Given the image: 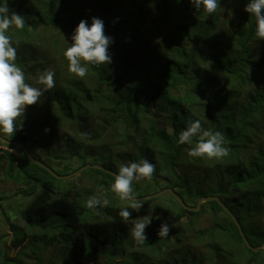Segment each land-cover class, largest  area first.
Returning a JSON list of instances; mask_svg holds the SVG:
<instances>
[{
	"label": "trees",
	"instance_id": "obj_1",
	"mask_svg": "<svg viewBox=\"0 0 264 264\" xmlns=\"http://www.w3.org/2000/svg\"><path fill=\"white\" fill-rule=\"evenodd\" d=\"M157 1L8 0L12 10L26 16L24 29L13 27L9 35L21 42L17 63L27 75L44 67L42 60L47 59L57 78L68 71L67 60L58 63L55 56L61 60L63 49L71 42L65 43L58 34L69 35L82 18L92 17L95 11L105 21L106 32L115 38L112 65H89L84 78L68 72L71 78L55 79L56 86L44 94L46 100L40 107L53 111L59 124L45 119L43 125L39 115L33 122L29 117L23 131L8 139L23 143L35 158L50 166L31 141L44 139L43 135L34 139V131L43 134L46 126L51 127L49 134L59 145H74L64 164L66 175L86 165L87 153L98 152L96 148L107 154L101 156L103 167L114 172L122 163L147 158L156 164V171L151 181L134 184L137 192L145 190V185L157 190L171 187L195 207L202 190L209 188L232 210L250 243L257 247L264 243V53L258 61L252 58L255 51L250 43L256 38L248 28L232 40L235 46L229 50H214L218 35L210 34L216 31V13L195 20L198 30L183 31L174 21L157 30L159 20L164 19L159 16L162 12L170 6L180 9L188 0H161V13L152 17ZM72 3L80 11L71 12ZM252 22L255 28V19ZM48 47L53 57L44 50ZM256 68L261 72L254 79L248 72L243 75ZM237 80L258 87L242 96ZM191 119H200L205 129L221 132L229 155L218 160L189 157L188 146L178 145L176 139ZM63 130L61 140L58 133ZM78 144L85 148L83 154L74 152ZM0 145L19 153L16 157L0 150L1 160L8 162L4 170L7 180L20 185L19 194L35 195L23 213L24 225L11 226L16 234L13 243L20 247L25 241L40 242L58 248L47 264H87L84 257L96 261L94 264H264V249L256 253L248 249L236 224L216 201L203 203L197 212L184 209L179 202L178 208L165 202L148 203L141 215L154 219L163 215L174 228L161 239L155 235L156 220L154 229L147 230L149 239L136 245L129 232L137 213L133 212L127 224L122 223L118 213L126 205L116 203L119 197H108L110 204L100 215L91 209L87 213L83 193L72 183L59 185V179L28 161L21 147L1 141ZM55 157H61L60 151ZM76 157L82 165L74 167ZM89 170L94 186L104 190L115 179L102 170ZM26 263L20 256L17 264Z\"/></svg>",
	"mask_w": 264,
	"mask_h": 264
},
{
	"label": "clouds",
	"instance_id": "obj_2",
	"mask_svg": "<svg viewBox=\"0 0 264 264\" xmlns=\"http://www.w3.org/2000/svg\"><path fill=\"white\" fill-rule=\"evenodd\" d=\"M124 1L121 0V3ZM176 2L181 3L182 0ZM188 3L194 14L204 12L212 15L218 8L225 7L223 0H188ZM243 10L249 16L255 17L256 40L264 41V0H246ZM25 24V15L12 10L8 0H0V138L12 139L18 132L23 131L29 106H42L41 98L56 86L53 71L48 69L38 71L32 82L24 69L18 65L21 42L9 35V30L13 27L23 30ZM68 40L71 46L63 50V57L68 62V72L76 77H86L89 65L99 67L113 64L111 47L115 44V38L106 32L103 18L97 16L82 18L69 34ZM43 131L49 134L52 129L46 126ZM11 139H8V142ZM176 143L187 145V155L193 158L218 160L229 155L223 134L205 129L200 119L185 122ZM155 171L156 164L147 158L138 162L127 161L118 165L117 172L113 174L115 179L108 186L112 193L126 202V206L121 207L118 213L122 223L127 224L133 217V212L137 213L138 218L132 221L129 232L136 245H143L149 239L147 229L152 227L154 220L159 221L155 235L161 239L167 238L174 228L168 217L161 215L159 219H154L152 215L140 214L145 208L146 198L139 196L134 184L142 180L151 181ZM109 204L103 187L97 189L85 201V207L93 210L96 215H100Z\"/></svg>",
	"mask_w": 264,
	"mask_h": 264
},
{
	"label": "rangeland",
	"instance_id": "obj_3",
	"mask_svg": "<svg viewBox=\"0 0 264 264\" xmlns=\"http://www.w3.org/2000/svg\"><path fill=\"white\" fill-rule=\"evenodd\" d=\"M160 2L161 0L157 1L154 7V10L151 12L152 17H155L157 14L161 13L159 10ZM245 2L246 0H223L225 7L217 9L216 15L218 14V16H217V22L215 23L216 31H212L210 34L212 36L218 35L217 39L215 40L216 46L214 47V50H217V49H228L229 50L231 47L235 46V43L232 40L236 39L237 36L239 37L240 34H243L246 28H248L249 30H253V33H254L255 28H252V24H253L252 19H255V17L249 16V14L243 10ZM63 3L66 4L65 2ZM70 6L73 7L71 12L76 13L80 11V9L78 8V6H76V4L72 3L70 4ZM95 15H96V11L93 13V16ZM204 15L209 17V14L204 13V12H199V13L194 14L192 7L187 2H183L182 7L180 9L176 6H170L167 8L166 12H162V14L159 15L160 17H164V19L162 20L158 19L160 22V25H158L157 30H160L161 28H163V25L166 26L167 23L173 22V21L177 22L178 23L177 25L179 27L181 26L183 31H187L188 29L198 30L199 27L195 20L199 19L200 17ZM58 36H59V39L65 40V43L69 41L68 40L69 35H65L59 32ZM61 42H62L61 46L63 49L64 41H61ZM199 43L203 44V40L200 39ZM250 46L255 51V56H252V58L255 59L256 61L261 59L264 53V44L254 39L250 43ZM163 48L167 50V47H163ZM44 50L48 51L50 55V56L48 55L49 57H53L50 47L45 48ZM40 54L41 53L39 52L38 55L40 56ZM55 59L58 61V63L63 62L65 60V58L63 57V54L61 55V60H59L58 56H55ZM42 61L43 63H45L44 67L42 66L36 67L33 71L32 76H30V74L29 75L26 74L28 77L31 78L32 82H34L36 73L38 71H42L45 69L52 71L51 69L52 66H51V63L48 61V59L42 60ZM247 72L249 76L252 79H254L255 77H257V75L260 74L261 71H259L257 68L255 70L249 69V70L243 71V75L247 74ZM62 74L63 75L60 78H57L55 76L54 79H56L57 81H65L66 79H69L72 77V76H68L69 73L67 70H63ZM221 77L223 76L221 75ZM239 80H237V87H238V90L241 91L242 96L252 93L258 87V85L254 83H252L251 85H249L247 82L239 84L238 83ZM228 83H229V79L225 77L224 84H226L227 86ZM41 99L42 101L46 100V96L42 97ZM37 115L40 116L39 119L36 118ZM29 117H32L31 119L32 122H33V119L36 118L39 120V122H43L41 123L43 125L47 124V122H45L46 121L45 119L52 120V123L54 125L57 123V120L54 116L53 111H48V110H45L43 107H37L35 105L29 106L26 112L25 123H28V119H30ZM97 120H99V118H97L95 121ZM57 124H59V120ZM41 128L43 127L41 126ZM38 131L37 130L34 131L36 132L34 139L40 138L41 135H43L44 139L40 138L41 140H39V142H36V140H32L31 141L32 144H34L35 148L41 152V158L45 159L55 172H57L60 175H66L67 172L65 171L64 164L67 161L66 157L70 155V149L73 150L74 145L60 144V145H63V149H62L60 148V145L58 144L57 140H54V138H52L50 134H45V133L38 134ZM65 133L66 131L64 130L58 133L59 138L61 140L63 139V135ZM96 149L98 152H95L94 154L87 153L86 164L103 166L102 165L103 162L101 161V156L106 157L107 154L104 151H102L103 150L102 148H96ZM252 149L253 147L249 148L248 150L251 151ZM0 150L10 151L16 157H19V153L14 149H8L7 147L0 145ZM59 151H60L61 157L56 158L55 156L58 154ZM84 151H85V148L84 147L82 148L80 144H78L77 148L74 150L75 153L79 152V154H83ZM64 153L66 154L64 155ZM49 154H51L52 156H50ZM0 155H1V151H0ZM76 163L78 165L81 164L78 157H76V159L74 160V167ZM7 164L8 162L6 160H1L0 158V198L4 197V199H0V238L3 240V242H0V264H17L18 260L20 259V256H24V259L27 260L26 264H37L40 260L44 261L43 264H47L48 257L54 252H56L58 248H55V247L47 248L43 246V244L40 242L32 243L30 241H25L23 245L20 247H16L13 243V240L16 234L12 230L11 226L12 224L15 226H19V224L21 223L22 225H24L23 222H25V219L22 218L23 213L27 209V206L34 200L35 195L32 194V195L25 196V194L18 193V189L20 185L16 182L8 181L6 178L4 170L6 169ZM84 172L85 173L83 175H78L72 179L60 180V182H58L59 180L58 181L56 180V182H58L59 185L61 186H67L68 184L72 183L73 184L72 187L75 188V190L77 191H81L83 193L84 200H87L91 195H93L96 192L97 190L96 186L98 188H100L101 186L99 187L97 184L96 186H94L93 172L91 170L88 169ZM71 180H74V181H71ZM143 189L145 190H139L137 192L139 196H147V195L154 194V193L161 191L160 189L157 190V188L154 186L149 187L148 185L143 186ZM105 193H106V198L111 197L114 200L118 198V196L112 193L109 190V188L105 189ZM213 195H216L215 192L209 188H206L202 190L201 197L213 196ZM155 199L152 201L146 200L144 201V203L145 205H147L148 203L152 202L153 205H156V204H163L162 202H165V204L169 207H174V206L177 208L179 207L178 201L176 202L172 198V195L170 194H165L159 197L156 201ZM185 200L188 206L193 207V205L190 204L191 201L189 202L187 199ZM116 203H119V205L121 206L126 205V202L121 201L119 198ZM87 213H89L88 208H87ZM6 216H8L9 219H7ZM156 223L157 221L154 220L152 227L149 229H154V226ZM90 241L91 240L88 239V242ZM5 254H7V259L5 258ZM82 260L84 263H87V264H94L96 262L94 260H90L85 257L82 258ZM100 260H102V262H105L103 259H100Z\"/></svg>",
	"mask_w": 264,
	"mask_h": 264
},
{
	"label": "water",
	"instance_id": "obj_4",
	"mask_svg": "<svg viewBox=\"0 0 264 264\" xmlns=\"http://www.w3.org/2000/svg\"><path fill=\"white\" fill-rule=\"evenodd\" d=\"M0 141L5 143L6 145H13V146H18L21 147L24 152L27 153V160L31 161L35 164H37L38 166H41L42 168H44L45 170H47L54 178L59 179V180H66V179H72L80 174H82L84 171H86L87 169H98V170H102L104 172H107L109 174H111L112 176H114L113 174L116 173L114 171H111L109 169H106L103 166L100 165H92V164H86L85 166L81 167L80 169H78L77 171L68 174V175H60L57 172H55L51 167H49L48 165H46L45 163H43L41 160L35 158L30 151L27 149V147L18 141L15 140H11L10 142H8V138H0ZM115 177V176H114ZM165 194H170L172 195L180 204L181 206L189 211H194L197 212L201 209V206L203 203L205 202H209V201H216L219 203V205L223 208V210L232 218V220L234 221V223L236 224L239 233L244 241V243L246 244V246L248 247V249L252 250L253 252H259L261 250L264 249V243H262L261 245L254 247L249 239L247 238L242 224L239 222V220L237 219V217L235 216V214L232 212V210L218 197V196H206V197H201L198 201L195 207H190L186 204V202L184 201V199L176 192V190L174 188L168 187V188H164L163 190H161L160 192L154 193V194H150L147 196H140V197H144L146 198L144 201L146 200H152L155 198H159Z\"/></svg>",
	"mask_w": 264,
	"mask_h": 264
}]
</instances>
